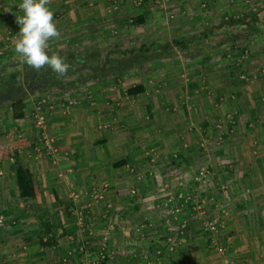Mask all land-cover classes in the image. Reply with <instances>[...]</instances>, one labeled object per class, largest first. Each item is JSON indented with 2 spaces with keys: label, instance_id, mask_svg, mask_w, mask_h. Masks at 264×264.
Masks as SVG:
<instances>
[{
  "label": "rangeland",
  "instance_id": "rangeland-1",
  "mask_svg": "<svg viewBox=\"0 0 264 264\" xmlns=\"http://www.w3.org/2000/svg\"><path fill=\"white\" fill-rule=\"evenodd\" d=\"M104 3L101 8L98 0H91L90 7L85 5L89 14H82L83 19L74 15L78 17L75 21L84 26L75 31L85 39L78 40L74 33L70 36L72 31H63L60 41L50 40L48 52L70 49L80 54L97 47L103 46L105 51L106 47L118 46L119 54L138 46L148 47L141 52L148 56L142 64L105 76L109 78L106 84L119 90L144 86L145 91L134 102L129 100L130 105H136L135 114L122 115L128 111L124 108L120 114L124 122L117 120L118 123L106 126L114 127L121 138L132 139L129 143L133 144L136 160L118 170L114 183L104 180L80 191L73 181L68 182L67 216L78 234L68 238L67 245L73 244V249L79 248L81 254L75 251V257H63L57 252L52 255L58 254L60 258L56 260L61 264H70L73 257L80 259L78 264H198L203 262L197 257L201 253V258L226 264L229 249L218 254L214 234H224L234 201H242L249 193L244 186L236 189L234 183L244 182L246 155L251 151L254 158L258 155L259 139L264 133V24L261 31L252 33L248 25L228 26L222 22L243 15H247L244 23L248 22L247 17L256 11L253 0ZM138 16L143 17V22L136 23ZM203 31H207L206 36L201 34ZM258 34L263 36L255 38ZM12 35L8 34L3 48L0 46L3 74L8 69H3V65L20 59L13 51L16 38ZM179 37L189 39L185 53L174 48L161 49V45ZM153 43L155 48L150 47ZM160 51L161 55L153 56ZM81 73L68 76L77 79V87L69 92L45 90L29 96L23 116L29 119L36 136L31 114L35 103L44 100L47 107L51 106L45 112L48 125V111L59 102L87 94L88 87L93 86L90 80L79 79ZM89 97L86 101H95ZM1 126L18 135L23 132L5 112ZM38 139L36 156L49 158L38 151ZM106 146L110 154L109 143ZM57 156L58 152L54 165L59 162ZM11 165L9 161L0 169V231L16 238L21 224L27 225V232L37 231L34 216L40 208L34 206L33 200H21L16 188V193H12ZM66 172L57 174L63 179ZM3 189L5 192L1 193ZM76 211L82 212L81 223ZM212 218H218L219 228L211 233L206 223ZM34 240L37 238L30 241Z\"/></svg>",
  "mask_w": 264,
  "mask_h": 264
},
{
  "label": "crops",
  "instance_id": "crops-1",
  "mask_svg": "<svg viewBox=\"0 0 264 264\" xmlns=\"http://www.w3.org/2000/svg\"><path fill=\"white\" fill-rule=\"evenodd\" d=\"M89 1L91 0H49L48 7L54 12L53 20L60 34L63 31H72L70 36L74 33L75 38L78 40L85 39L79 35V32L75 31L83 29L84 26L81 25L82 22L77 23L75 21L76 16L74 17V15H79L83 19L82 14H89L85 8L86 4L89 5ZM18 3L19 0H0V46L2 48L8 34H13L12 37L14 38L17 37L19 28L15 23V16L21 14ZM98 4L101 8L105 6L104 0H98ZM253 4L256 11L251 14H255V20L240 24L248 25L247 28L250 32L257 33L256 31H261L259 28L264 24V0H253ZM250 15L247 18H250ZM76 18L78 19V17ZM79 24L80 26H78ZM263 35L258 34L254 37H262ZM57 41H60V39H57ZM68 50L73 52L70 49ZM80 54L78 51L74 52V55L78 56L77 60L83 58ZM90 82L93 83V86L88 87L87 94L84 93V95L74 99L77 100L75 104L66 109L59 102V105L55 106L52 111H48L49 134L53 137L58 148L57 157H59V162L56 165L50 163V157H45L42 154H40L42 155L40 158L36 156L34 147L38 135L36 136V131L33 128L31 130L29 119L25 118L26 116L15 119L19 131L23 130L20 135L25 136L33 143L32 147L19 151L20 164L28 167L33 173L36 190L33 202H35L34 206L40 208L35 213V218H33L37 221L38 227L42 216H46L51 225L58 226V239L54 247L44 249L39 245L38 239L37 241H30L34 237L37 238L36 234L39 228L35 232H27V225L20 223L21 231H19V236L16 238L10 237L9 233L2 230V232L0 231V264H61L59 260V262L56 260V258H60L58 254L62 253L63 257L67 254H72L75 257V251L81 254L79 248L73 249L75 247L73 244L67 245L68 238L72 236L76 238L78 234L69 224V217L67 216L70 213H68L70 209L67 196L69 191L68 182L73 181L75 188L78 190H83L104 180L114 183L118 176V170H121L124 166L115 167L114 163L120 160H126L127 162L136 160V155L132 152L133 144L129 143V140L131 142L132 139H123L120 134L118 135L115 132L114 127L109 129L106 126L109 123H118L117 120H120V114L124 108L128 111L122 115L128 114L132 117L136 112V105L133 103L130 105L129 102L131 99L134 102V99L139 97L145 90L137 95L127 96L124 89L119 90V88L111 86L110 83L106 84V82H109L108 77L101 79L99 82ZM88 96L91 100L95 98V101H86ZM69 97L71 96L67 98ZM123 98L127 101L122 102ZM109 100L113 102L110 101L109 103ZM128 105L130 106L127 107ZM120 121L121 123L124 122L123 120ZM259 142L260 151H258V155L254 158L253 151L246 155L248 160L245 161L246 163L242 169L244 182L236 181L234 183L236 189L241 190L238 186L241 188L244 186V189L249 193L245 195L246 197L242 201H234V208L227 223L228 228L224 234H214L213 243L216 244L214 246L222 245L225 247V251L229 249L228 255L224 259L226 264H232L233 262L235 264H264L263 132ZM106 143H109L110 154H108ZM61 170L68 171L64 174L63 179L57 177V172ZM12 188L14 189L12 193H16L14 181ZM4 192L3 189L1 193ZM21 200L24 201V199ZM20 202L19 204H21ZM16 240H20L22 243L15 242ZM27 240L30 242H27ZM56 252L57 255H52ZM200 254L197 257L203 262L198 264H223L214 260L208 261L209 258H201ZM74 257L71 260L69 259L70 264H78L77 262L80 261V259ZM182 264L186 263L182 261Z\"/></svg>",
  "mask_w": 264,
  "mask_h": 264
},
{
  "label": "trees",
  "instance_id": "trees-1",
  "mask_svg": "<svg viewBox=\"0 0 264 264\" xmlns=\"http://www.w3.org/2000/svg\"><path fill=\"white\" fill-rule=\"evenodd\" d=\"M246 16L229 17L222 23H226L228 26L244 23ZM254 17L255 14H251L248 22H253L255 20ZM135 21L136 23H141L143 22V17L138 16L135 18ZM201 34L206 36L207 31H203ZM187 41L189 42V39L179 37L161 45V49L174 48L185 53ZM150 47L155 48L154 43ZM146 48L148 47L138 46L137 49L131 48L118 54V46L106 47L105 51H103L104 48L102 46L101 48L97 47L91 51L83 52L80 55L89 60L86 62L89 70H80L82 73L79 79L82 81L99 82L107 74L118 75L121 72L130 70L135 65H140L148 59L147 55L144 56L145 53H141L146 51ZM49 54H58L65 58L66 62L70 65L66 75L58 77L47 68L40 71L32 70L24 65L20 59L3 65V69L6 66L8 68L5 74L0 71V169H4L3 166H7L9 161H11L12 165L10 169L14 175L15 188L17 196L20 199L33 200L35 198L36 190L33 173L28 167L22 166L19 161V151L32 147L33 143L25 136L18 135L14 131L4 130L1 126V117L5 112L13 119L22 118L29 96L38 94L40 91L52 90V92H56L58 89H63L65 92H69L71 89L77 87V79H68V76H73V74L78 72L77 68L81 66V63L75 61L74 52H70L68 49H61ZM161 54L162 52L160 51L153 54V56L158 57ZM143 91L144 86L139 84L128 87L125 92L129 96H134ZM127 163L126 160H120L115 162L114 166H122ZM58 228V226L51 225L46 216L40 217L37 239L42 248H52L57 244Z\"/></svg>",
  "mask_w": 264,
  "mask_h": 264
},
{
  "label": "clouds",
  "instance_id": "clouds-1",
  "mask_svg": "<svg viewBox=\"0 0 264 264\" xmlns=\"http://www.w3.org/2000/svg\"><path fill=\"white\" fill-rule=\"evenodd\" d=\"M48 4L49 0H19L21 14L15 16L19 30L13 51L28 68L35 71L47 68L63 77L70 65L64 57L48 52L50 40L59 39L61 35Z\"/></svg>",
  "mask_w": 264,
  "mask_h": 264
},
{
  "label": "built area",
  "instance_id": "built-area-1",
  "mask_svg": "<svg viewBox=\"0 0 264 264\" xmlns=\"http://www.w3.org/2000/svg\"><path fill=\"white\" fill-rule=\"evenodd\" d=\"M1 54L2 53H0V55ZM75 102L76 101L74 99H70L67 102L65 101L64 103H62V107L67 109V108H69V106L75 104ZM35 104H36V106L33 107L31 114H32V121L34 122V126L38 132V138H39L38 140L40 143V149L38 151L41 152L42 154L50 156L52 163L55 164L56 163L55 159H56V155L58 152V148H57V146H55V144L53 142V138L48 133V125H47L46 114H45L46 109L47 108L50 109L51 106L47 107V102H45L44 100L42 101V103H40V101H38ZM57 175L59 177H61L60 173H58ZM71 195L74 196L75 198L77 197V195H75L73 193V191H72ZM96 196L101 197L100 195H96ZM76 213L75 214L77 217V221H78V223H81L83 221L82 212L76 211ZM218 221H219L218 218L210 219L206 223V229L211 233L216 232L217 229L219 228V222ZM216 250H217L218 254H223L225 251V247L222 245H218V246H216ZM232 264H235V263L233 262Z\"/></svg>",
  "mask_w": 264,
  "mask_h": 264
},
{
  "label": "flooded vegetation",
  "instance_id": "flooded-vegetation-1",
  "mask_svg": "<svg viewBox=\"0 0 264 264\" xmlns=\"http://www.w3.org/2000/svg\"><path fill=\"white\" fill-rule=\"evenodd\" d=\"M75 56V55H74ZM74 59H75V61H77V59L78 58H76V56L74 57ZM87 61H89L88 59H86L84 56H83V58H80L79 59V62L78 63H81V66H80V68L78 67L77 69H78V71H80V70H86V71H88L89 70V66H88V64H86V62Z\"/></svg>",
  "mask_w": 264,
  "mask_h": 264
}]
</instances>
